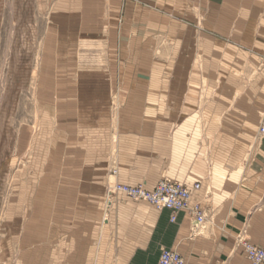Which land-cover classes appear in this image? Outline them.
<instances>
[{"label":"crops","instance_id":"1","mask_svg":"<svg viewBox=\"0 0 264 264\" xmlns=\"http://www.w3.org/2000/svg\"><path fill=\"white\" fill-rule=\"evenodd\" d=\"M212 1L201 6L198 28L194 1L114 0L123 52L147 64L119 73L124 111L116 155L90 164V179L78 185L87 188L82 196H61L74 206L60 211L57 241L47 227L40 242L35 228L16 239L6 233L0 264H157L162 250L176 251L184 264H250L239 238L264 250V30L228 19ZM158 35L169 43L160 49L169 66L152 67ZM232 58L234 67H220ZM111 163L115 176L106 175ZM162 180L200 186L190 198L205 216L196 233L187 212L171 223L168 211L122 195L104 201L109 183L151 191Z\"/></svg>","mask_w":264,"mask_h":264},{"label":"rangeland","instance_id":"2","mask_svg":"<svg viewBox=\"0 0 264 264\" xmlns=\"http://www.w3.org/2000/svg\"><path fill=\"white\" fill-rule=\"evenodd\" d=\"M191 1L199 6L190 11L199 28L201 6L213 1ZM216 2L228 19L264 30V0ZM113 6L114 0H0V238L12 233L16 239L31 227L40 242L47 227L57 241L60 211L74 206L61 196H82L87 188L80 182L90 179V164L116 155L124 111L119 73L147 64L123 52ZM156 40L152 67L171 65L160 50L169 43L160 35ZM233 61L220 67H234ZM216 65L210 67L214 82ZM107 173L115 176V163ZM112 184L103 192L106 203Z\"/></svg>","mask_w":264,"mask_h":264},{"label":"built area","instance_id":"3","mask_svg":"<svg viewBox=\"0 0 264 264\" xmlns=\"http://www.w3.org/2000/svg\"><path fill=\"white\" fill-rule=\"evenodd\" d=\"M259 135H264V124L260 127ZM199 188L198 184L188 188L170 180L160 181L151 191L142 186L130 187L114 183L107 187L106 196L111 198L122 195L136 203L145 202L158 211L166 210L170 214L171 223L175 222L177 213L187 212L193 220L192 232L196 233L203 225L205 216L199 204H190V198L191 192ZM237 242L250 264H264V250L252 246L243 238ZM157 264H184V260L176 251L162 250Z\"/></svg>","mask_w":264,"mask_h":264}]
</instances>
